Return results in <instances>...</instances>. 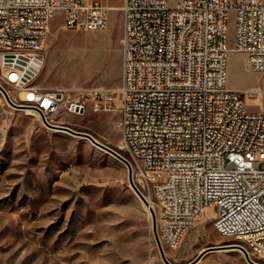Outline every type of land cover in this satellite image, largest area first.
<instances>
[{"label": "built area", "instance_id": "2783aa9c", "mask_svg": "<svg viewBox=\"0 0 264 264\" xmlns=\"http://www.w3.org/2000/svg\"><path fill=\"white\" fill-rule=\"evenodd\" d=\"M121 6L120 85L44 87L28 64L32 58L44 63L55 15L63 14L67 28L98 31L108 27L111 6L101 0H0V85L11 87V99L37 111L46 125H66L65 115L89 109L119 111L116 151L158 202L164 250L176 249L211 209L221 235L261 263L264 80L230 89L227 61L233 48L245 54L250 70L264 74V0H124ZM248 96L260 97L256 109L247 108Z\"/></svg>", "mask_w": 264, "mask_h": 264}, {"label": "rangeland", "instance_id": "374dc122", "mask_svg": "<svg viewBox=\"0 0 264 264\" xmlns=\"http://www.w3.org/2000/svg\"><path fill=\"white\" fill-rule=\"evenodd\" d=\"M101 1L113 7L104 30L67 28L63 14L55 15L36 84L120 85L124 21L116 7L124 0ZM229 27L233 46V21ZM263 80V73L248 68L245 54L229 52L230 89L245 90ZM3 94L0 87V264H167L154 234L152 211L139 204L130 184L129 166L89 139L46 125L41 116L12 105ZM253 99L246 100L248 109L257 108L258 99ZM62 120L117 148L119 111L89 109ZM211 212L189 229L176 249H166L169 261L188 264L205 248L224 245L195 264H249L241 249L231 245L239 243L217 232Z\"/></svg>", "mask_w": 264, "mask_h": 264}, {"label": "water", "instance_id": "95a60500", "mask_svg": "<svg viewBox=\"0 0 264 264\" xmlns=\"http://www.w3.org/2000/svg\"><path fill=\"white\" fill-rule=\"evenodd\" d=\"M1 88H3L1 85H0ZM4 91V95L7 99L8 102H10L12 105L14 106H21V105H18L16 104L12 99H11V96L9 95V93L3 89ZM50 127H53V128H56V129H60V130H65L67 132H70V133H73L75 135H79V136H82L86 139H89L90 141H92L95 145L111 152L113 155L119 157L120 159H122L123 161H125L128 166H129V173H128V178H129V181H130V184L132 185V187L135 189V191L140 195V197L143 199V201L147 202V199L145 197V195L143 194V192L141 191V189L139 188V186L137 185V183L135 182L134 180V173H133V169L132 167L129 165L128 161L122 157L114 148L110 147L109 145L99 141L98 139H96L91 133L89 132H86V131H80V130H75L69 126H65V125H60V126H54V125H51L49 123H47ZM153 227H154V234H155V237H156V241H157V244H158V247L160 249V252H161V255L163 257V259L166 261L167 264H175V263H172L171 261H169V259L166 257V254H165V250L161 244V241H160V238H159V235H158V231H157V218H156V214L153 213ZM234 246H237L241 249V251H243L247 261L249 262V264H262V263H259L255 260H253L249 253L246 251L245 247L243 245H234ZM223 247H227V246H224V245H215V246H209L207 248H205L203 251H201L197 257L195 259H193L190 263L188 264H195L196 262H198L208 251L210 250H213V249H218V248H223Z\"/></svg>", "mask_w": 264, "mask_h": 264}, {"label": "bare ground", "instance_id": "6f19581e", "mask_svg": "<svg viewBox=\"0 0 264 264\" xmlns=\"http://www.w3.org/2000/svg\"><path fill=\"white\" fill-rule=\"evenodd\" d=\"M112 7V6H111ZM113 8V7H112ZM116 8H122V6H118V7H116ZM49 30H50V25H49ZM49 30H48V32H49ZM233 48H231V50H232ZM44 64H45V61H44V63L41 65V62L40 61H38L36 58H32V59H30L29 60V64H28V67L30 68V69H33V70H35V71H37V75H36V78H37V76L39 75V73H40V71L42 70V68H43V66H44ZM248 65V64H247ZM249 68V67H248ZM255 87H257V86H255ZM5 88H6V90H7V92L10 94V95H12L11 94V90H10V88L8 87V86H6L5 85ZM4 95V94H3ZM5 96V95H4ZM1 98V97H0ZM6 98V97H5ZM253 98H256V99H258V101L260 100V97L259 96H248L247 97V99H249V100H252ZM246 99V100H247ZM3 100V99H2ZM7 100V99H6ZM253 101H254V99H253ZM26 110L30 113V114H37V115H39L40 116V114L37 112V111H35V110H33V109H30V108H26ZM62 123H66V122H62ZM68 123H66V125L65 126H69V127H71L70 125H67ZM72 128V127H71ZM116 150V149H115ZM135 190V189H134ZM144 193V195H145V197H146V199H147V202H145V201H143V199L140 197V195L138 194V202H139V204L143 207V208H145L147 211H149L150 212V214H151V211H152V214L153 213H155V214H157V210H156V208H155V201H154V199L152 198V196H151V194L149 193V192H143ZM152 209V210H151ZM213 214H214V211L212 210V212L209 214V217H211V216H213ZM207 215V214H206ZM205 215V216H206ZM204 216V217H205ZM156 217H157V215H156ZM214 227H215V229L217 230V232L219 233V234H221V226H219V224H214ZM231 245H238V244H231ZM166 251V250H165ZM243 252V251H242ZM166 254V253H165ZM168 255H166V257H167ZM261 263L262 264H264V260H261Z\"/></svg>", "mask_w": 264, "mask_h": 264}]
</instances>
